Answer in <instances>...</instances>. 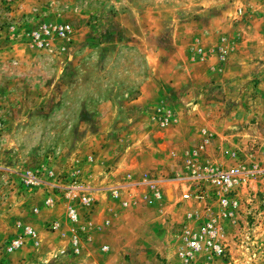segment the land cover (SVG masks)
I'll list each match as a JSON object with an SVG mask.
<instances>
[{
    "label": "rangeland",
    "instance_id": "374dc122",
    "mask_svg": "<svg viewBox=\"0 0 264 264\" xmlns=\"http://www.w3.org/2000/svg\"><path fill=\"white\" fill-rule=\"evenodd\" d=\"M249 2L0 0V264H47L48 259L51 264H76L88 241L81 223L96 209L99 198L108 227L119 230L131 223L137 230L142 224L158 232L149 238V264H180V230L206 217L215 220L226 254L217 258L198 252L191 264H264V207L259 204L264 190V6L252 14ZM254 3L264 5L262 0ZM236 7L242 10L237 17ZM222 10L227 19L212 20L219 19ZM41 25L68 29L64 37L53 34L46 45H38L31 33ZM208 28L226 36L225 47L233 53L226 61L228 67L249 65L248 77L229 76L244 80L226 92L244 99L230 103L226 113L235 109L243 116L208 120L209 109L197 98L208 93L203 80L194 78L173 87L168 84L178 77L173 64L166 71L158 67L164 61L170 64L172 58L184 65L193 54L199 61L203 42L218 44L216 32L204 39ZM139 48L153 57L146 58ZM141 84L154 93L158 86L164 95L165 103L158 104L163 111L157 117L153 102L143 110L127 105ZM177 96V101L171 100ZM191 101L199 104L193 107ZM212 107L214 112L219 109ZM188 109L200 114L192 126ZM166 114L170 119L161 126ZM205 135L209 144L198 149ZM193 148L198 154L193 159L196 165L203 161L223 169L243 165L247 171L246 181L232 190L237 201L232 219L219 221L211 186H205V205L182 198V193L202 185L188 178L185 169L186 154ZM129 152L128 169L135 166L134 159L160 156L161 162L149 168V175L159 181L161 200L149 202L137 194L112 198L106 191L102 197H92L88 186L102 184L114 163ZM71 179L89 184L87 194L94 199L90 206L72 201L79 215L72 225L78 254L72 253L73 232L65 216L69 201L64 190ZM49 195L52 204L45 205ZM125 201L132 205L123 207ZM52 222L58 223L57 229L50 228ZM106 238L113 243L120 236L112 227ZM12 240L20 243L10 248ZM106 244L110 250L111 244Z\"/></svg>",
    "mask_w": 264,
    "mask_h": 264
},
{
    "label": "crops",
    "instance_id": "0c3cea01",
    "mask_svg": "<svg viewBox=\"0 0 264 264\" xmlns=\"http://www.w3.org/2000/svg\"><path fill=\"white\" fill-rule=\"evenodd\" d=\"M264 2V0H262ZM256 0H250L249 4L252 9V14H256V10L258 9L259 11L262 10L263 6L259 7V5L255 4ZM259 7V8H258ZM257 16H259L257 14ZM262 16V15H261ZM227 19L225 17V12L222 10L218 18L219 19H213L215 22H219ZM261 21V18H256ZM213 32L217 35L218 38V44L215 46L212 44H207L205 42L202 43L200 46L201 50V55L199 57V61L196 60V56L193 54L191 57L187 56L188 63L182 65V63H179L178 61L180 60L179 58H172L171 63L167 62H161L159 64V69L160 70H168L170 67L168 65H172L173 67L172 70L176 75H178L177 79L173 80L172 82H169L168 84L170 85H176L179 87L183 83H188L189 81L192 82L194 78H201L203 80V85L205 88H207L208 93H203L199 94L197 97L198 99H201L202 103L204 104V107H207L209 112L207 113V117H209L208 120H211L212 118H220L221 120H225L227 117L235 116V114H238L235 112V109L232 111H229L226 113V107L230 104L233 103V101H237L239 103H242L244 99L242 97H238V95H229L228 96V88L231 85H237L238 83L240 84V81H243L244 79H236V80H231L229 76L236 75L238 77H248V75L251 74L250 69L248 68L249 65L245 66H239V65H234L232 68L228 67L229 64H226V61L228 60L229 56H231L233 53H231V49L226 46V36L220 35V31H214V28H208L207 30L204 31V34H207L206 36H203L204 39L206 37H210L213 35ZM255 31L252 30V33ZM251 33V34H252ZM219 34V35H218ZM237 38V37H236ZM238 40V39H237ZM242 41V39H239ZM181 41V40H179ZM178 48V47H177ZM185 49V47H184ZM140 51L145 53V57L148 59H151L153 56V53H151L148 50H141ZM178 55H181V51L177 49L176 52ZM236 54V52H234ZM173 55V54H172ZM174 56V55H173ZM217 62L218 64L216 65ZM156 66V63L154 64L153 67ZM247 73H242V72ZM184 78L185 80L183 81ZM167 84V85H168ZM158 86H154L156 89L155 93L149 88L146 87V84H141V86L138 87V93L136 97H133L132 99L127 101V105H133L135 104L137 107L145 109V107L149 103H155V116L157 117V113L162 110V106L158 104H163L165 103V98L163 97L164 95L160 93V90L157 88ZM210 91H215V94H212ZM159 92V93H158ZM185 96L186 92L184 93ZM192 94V93H191ZM214 95V96H211ZM172 101H177V99H173L171 97ZM254 101V100H253ZM252 102V101H251ZM209 103L210 105H205ZM198 101L195 103L191 101V105L194 107L195 105H198ZM215 104V105H211ZM215 107H218L219 109H216L215 112L212 111V109ZM200 109V107L198 108ZM187 116L193 120V122L190 123L189 126H192L194 124V121L198 119V116L200 115H195L192 110H189ZM253 113V112H252ZM254 114V113H253ZM239 116H243L240 113L238 114ZM178 116L176 117V119ZM209 122V121H207ZM222 127H225L227 123L222 121ZM210 126V124H209ZM200 129H203V131H208L210 130L206 127H202ZM153 143V142H152ZM157 144V143H156ZM155 143L153 144V146ZM152 146V151L155 153V148ZM131 150V149H130ZM129 153H125L121 156V159L116 161L113 167H111L110 171L107 172V174L104 176L100 181H103L102 184H86L89 188V192L91 193L92 197L95 196L97 198L102 197L103 193L106 191L107 193L110 194V191L113 190L117 194V198L122 197L126 198V195L128 198L134 195H138L143 197L144 199L148 200L149 202H155L157 200H154V198L151 195V189L150 187H155L158 188L159 186L157 185L159 182L157 178H153L152 182H146V181H140V177L138 176L142 172H146L149 170V168L156 166L158 163H160V156L158 157L156 154L153 156V158L149 157H143L138 158L137 160L134 159L132 163H134L133 169L127 168L128 162H129ZM144 156V155H143ZM97 160V159H96ZM92 161V159H91ZM93 167V166H92ZM117 172L118 174L115 175V177H111L109 174ZM137 173V175H136ZM109 175V176H108ZM108 176V178H106ZM106 180V182H104ZM156 180V181H155ZM94 183H99L97 181H94ZM134 189V190H133ZM135 191V192H134ZM161 193V192H160ZM129 194V195H128ZM119 195V196H118ZM163 193H161L162 197ZM110 196V195H109ZM161 200V198H160ZM101 199L99 198V204L96 205V209L92 211L88 215L86 219L81 223V228L82 231H84L87 234L88 241L86 242V253L80 257V261H78L76 264H149L151 259L150 257L147 256V252L149 250L148 244H150V237L153 236L155 233H158L151 227L150 225L147 226V228H144L142 224L139 225L138 229L134 226L131 225V223L126 226L120 225L118 227L119 230H115L114 226H107L109 224V218L105 217V211L104 209V204L101 203ZM130 201V200H129ZM123 202V201H122ZM122 203L126 206H123L125 208L129 207L132 205V203L129 202V204ZM135 205V201L133 202ZM160 208V207H159ZM158 208V209H159ZM153 209V214H155L156 207H152ZM157 209V213L159 210ZM113 227L114 231L119 234L120 239L115 240V242H111L108 240L107 237V232L110 231V229ZM152 232V234H150ZM106 238V239H105ZM109 242L111 244V248L109 250L108 244ZM109 244V245H110ZM107 246L106 250H102V246ZM141 249V250H139ZM88 253V254H87ZM41 263H45L44 258H40ZM53 260L48 259L46 261L47 264H51ZM55 264V262H54Z\"/></svg>",
    "mask_w": 264,
    "mask_h": 264
},
{
    "label": "built area",
    "instance_id": "2783aa9c",
    "mask_svg": "<svg viewBox=\"0 0 264 264\" xmlns=\"http://www.w3.org/2000/svg\"><path fill=\"white\" fill-rule=\"evenodd\" d=\"M241 11L240 7H236L235 16H239ZM67 29V25H55L53 27L41 25L31 33V38L38 45H46L47 39L51 35L54 34L55 36L64 37L67 33ZM169 119L170 117L166 114L160 121V125L164 126V124L168 123ZM208 136L209 135H205L200 140L198 149H202L209 144ZM171 155L174 156V153L171 152ZM186 155L188 156V160L185 162V169L188 171V178L197 180L198 183L201 182L202 185L190 193H182V198H190L192 202L203 203V205H205L206 194H208L206 193L208 190L205 189V186H211L213 188L212 194L216 195V205L218 208L217 217L219 221L221 222L232 219L234 214H236L237 209V201L232 195V190H234L240 183L246 181L244 174L247 171L243 169L244 166L238 165L240 168L223 169L216 164L206 161L196 165L193 162V159L198 154L197 150L194 148ZM139 177L142 182H152L153 180L151 179L154 178L153 175H149V170L140 173ZM30 182H32V179L29 178V183ZM86 189V186H84L79 180L71 179L64 190V196L68 198L69 201L65 208V216L71 225L70 231L73 232L70 238V244L72 253L74 254H78L79 252V243L74 234L76 228L72 225L77 223L79 215L72 201L76 200L80 206H90L94 202V199L87 194ZM150 189L154 200H160L161 193L159 188L150 187ZM110 196L114 198L117 197V194L115 191L111 190ZM44 204H52V197L50 195L44 198ZM259 204L264 207V190L259 196ZM190 217L191 214L189 215V218ZM50 228L53 230L57 229L58 223L52 222ZM33 236V231L29 228V237ZM19 243L20 240H12L10 248L17 246ZM179 247L178 256L180 264H191L195 254L198 252L205 253V256L207 257L217 258H222L226 254L225 246H223L217 235L215 220L209 217H206L198 224L185 225L179 233ZM101 249L106 250L107 246L104 245Z\"/></svg>",
    "mask_w": 264,
    "mask_h": 264
}]
</instances>
